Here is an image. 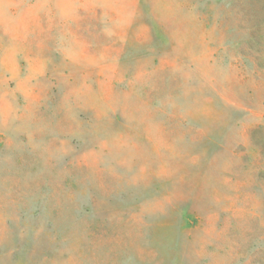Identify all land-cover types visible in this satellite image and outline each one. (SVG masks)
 <instances>
[{
	"label": "rangeland",
	"instance_id": "374dc122",
	"mask_svg": "<svg viewBox=\"0 0 264 264\" xmlns=\"http://www.w3.org/2000/svg\"><path fill=\"white\" fill-rule=\"evenodd\" d=\"M0 264H264V0H0Z\"/></svg>",
	"mask_w": 264,
	"mask_h": 264
}]
</instances>
